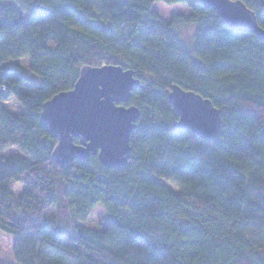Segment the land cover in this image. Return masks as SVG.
Here are the masks:
<instances>
[{
  "label": "trees",
  "instance_id": "16d2710c",
  "mask_svg": "<svg viewBox=\"0 0 264 264\" xmlns=\"http://www.w3.org/2000/svg\"><path fill=\"white\" fill-rule=\"evenodd\" d=\"M239 1L264 31V0ZM154 4L0 0V151L18 153L0 157V232L15 264H264V41L194 0L162 3L189 13L167 22ZM24 58L39 83L3 65ZM105 64L141 83L123 104L140 114L129 160L59 166L41 105L71 90L84 65ZM172 85L220 111L215 140L173 128ZM11 97L20 115L3 108ZM98 206L107 221L89 228Z\"/></svg>",
  "mask_w": 264,
  "mask_h": 264
},
{
  "label": "water",
  "instance_id": "95a60500",
  "mask_svg": "<svg viewBox=\"0 0 264 264\" xmlns=\"http://www.w3.org/2000/svg\"><path fill=\"white\" fill-rule=\"evenodd\" d=\"M199 8L217 13L222 26L232 32H251L264 41V31L254 13L239 0H194ZM141 83L133 71L116 65H84L69 91L53 95L41 105V124L56 140L51 161L65 166L73 161L96 157L105 168H121L129 160L130 134L139 112L127 104ZM167 100L177 115L173 128L189 132L208 142L218 136L220 111L210 100L177 85ZM77 139V143L74 142Z\"/></svg>",
  "mask_w": 264,
  "mask_h": 264
},
{
  "label": "rangeland",
  "instance_id": "374dc122",
  "mask_svg": "<svg viewBox=\"0 0 264 264\" xmlns=\"http://www.w3.org/2000/svg\"><path fill=\"white\" fill-rule=\"evenodd\" d=\"M153 11L156 14H159L162 21L167 22L169 19L178 14L188 15V11L185 9L183 5H164L162 3H157L153 5ZM184 37L189 36V32H184ZM5 67L7 66H20L22 68V74L30 81L39 83V79L36 75L32 74L29 70L27 59H17L15 61H8L3 64ZM2 106L4 109L10 111L14 115H20L23 112V108H21L20 104L16 102L14 98H9L7 101H3ZM18 153L13 148H8L0 151L1 158H11V156H15ZM170 187L174 186L169 185ZM177 190V189H176ZM23 191L21 185L15 184L13 188V193L16 196H20ZM107 221V216L104 214L102 206L96 207L90 214V218L85 222V225L89 228H99ZM14 240L12 237L0 232V264H15L13 261V246Z\"/></svg>",
  "mask_w": 264,
  "mask_h": 264
},
{
  "label": "snow or ice",
  "instance_id": "6c2138e0",
  "mask_svg": "<svg viewBox=\"0 0 264 264\" xmlns=\"http://www.w3.org/2000/svg\"><path fill=\"white\" fill-rule=\"evenodd\" d=\"M167 0H157V3H166Z\"/></svg>",
  "mask_w": 264,
  "mask_h": 264
}]
</instances>
